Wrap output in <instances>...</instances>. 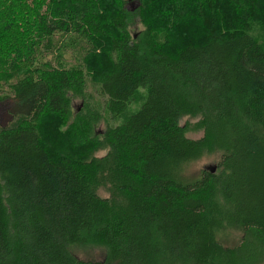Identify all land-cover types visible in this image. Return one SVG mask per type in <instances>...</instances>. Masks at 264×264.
<instances>
[{"label": "trees", "instance_id": "obj_1", "mask_svg": "<svg viewBox=\"0 0 264 264\" xmlns=\"http://www.w3.org/2000/svg\"><path fill=\"white\" fill-rule=\"evenodd\" d=\"M128 1L0 0V264L262 259L264 0Z\"/></svg>", "mask_w": 264, "mask_h": 264}, {"label": "rangeland", "instance_id": "obj_2", "mask_svg": "<svg viewBox=\"0 0 264 264\" xmlns=\"http://www.w3.org/2000/svg\"><path fill=\"white\" fill-rule=\"evenodd\" d=\"M136 1L130 0L127 2L126 7L129 10H133L136 6ZM138 29H140V25H136L134 29L131 32H135ZM65 59L70 63V64H77V60L75 59V55H71V53H67L65 55ZM88 92H90L91 96V102L95 104H99L104 101V99L98 94L97 88L93 86L92 84L88 85L87 87ZM73 109L79 108L81 106V99H74L72 102ZM9 108H10V103L8 101H3L0 102V124L3 125L8 122L10 119V114H9ZM186 120H189L190 123H194L197 119H187L184 118L182 119L181 123L183 124ZM105 127V122H101L97 126V130L101 131ZM202 130H190L186 133V136L191 138V139H197L202 136ZM101 155V154H100ZM220 159V153L219 152H214L211 154H204L201 158H199L197 161L190 163L184 168V173L188 176H195L197 175L201 170L209 167H214L215 165L218 164ZM215 170V167H214ZM100 194H103V192H100ZM242 234L240 232H237L235 230H227L225 232H222L220 234L219 239L222 241L223 245L225 246H233L234 244H238L240 242ZM252 242L247 243L244 242L242 244L243 246V251L242 255L244 256V264H264V249L260 248L262 251L261 253H257L255 255V258L260 257V262L257 263H250L248 260L250 258V246ZM70 252L78 259L84 260V261H96L100 260L103 258L104 255V250L100 247H95V246H86V247H72L70 248ZM261 254V256H260ZM254 258V259H255Z\"/></svg>", "mask_w": 264, "mask_h": 264}, {"label": "water", "instance_id": "obj_3", "mask_svg": "<svg viewBox=\"0 0 264 264\" xmlns=\"http://www.w3.org/2000/svg\"><path fill=\"white\" fill-rule=\"evenodd\" d=\"M211 168H214V167H211Z\"/></svg>", "mask_w": 264, "mask_h": 264}]
</instances>
